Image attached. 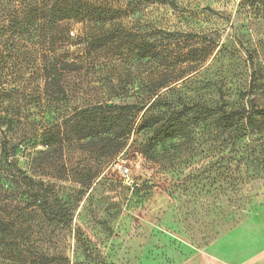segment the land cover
Listing matches in <instances>:
<instances>
[{
  "label": "rangeland",
  "instance_id": "374dc122",
  "mask_svg": "<svg viewBox=\"0 0 264 264\" xmlns=\"http://www.w3.org/2000/svg\"><path fill=\"white\" fill-rule=\"evenodd\" d=\"M18 4L0 0V49L23 95L12 133L19 167L45 185L0 187L11 249L0 244V264L32 251L72 263L84 259L83 245L117 264H199L187 261L242 222L251 250L264 255V178L242 165L228 172L240 163L223 147L222 123L205 112L264 106V0L89 1L103 20L73 24L67 57L77 67L44 104L33 92V47ZM18 23L23 31L7 49ZM145 102L153 104L147 112ZM162 124L181 135L151 143ZM130 126L117 149L118 129ZM34 193L38 205L28 207ZM44 203L67 210L72 223L51 222Z\"/></svg>",
  "mask_w": 264,
  "mask_h": 264
},
{
  "label": "trees",
  "instance_id": "16d2710c",
  "mask_svg": "<svg viewBox=\"0 0 264 264\" xmlns=\"http://www.w3.org/2000/svg\"><path fill=\"white\" fill-rule=\"evenodd\" d=\"M17 1H19L17 8L26 15L24 23L25 31L28 34L27 41L33 47L31 55L33 92L38 94V101L44 104L49 101L44 98V95L48 96L50 88L60 91L65 72L73 71L77 67V63L67 57L74 41L73 24L80 22L90 25V22H100L103 20L104 12L96 5L89 6V1L98 2L100 0ZM16 26L15 30L17 31L11 30L9 31L11 35L8 33L5 35L8 38L4 40L3 45L7 49L13 43L11 38L23 31L20 23ZM12 28L7 26L8 30ZM17 80L13 75V66L9 61V55L5 53V50L0 49V187H4L6 184L9 187H11L10 185L14 187L45 185L43 179L28 175L25 170L19 167L17 159L19 143H16L17 139L12 133L23 119L21 108L23 95L19 91L21 83ZM152 105V103L145 102L143 110L145 108L147 112ZM186 112L188 111L182 110L181 114L185 115ZM205 112L222 123L219 133H228L223 147L232 148L233 157L231 160L240 163L238 168L234 164L230 165L228 172L233 175L242 165L249 177L264 178V106L253 104L250 108L227 109L222 104L221 106L207 107ZM184 125L185 122L181 121L176 127L182 130ZM162 126L164 125L162 124L161 127L154 130L155 136L151 138V143L155 144L161 138H175L176 135H181L176 132V127L162 129ZM130 130L131 126L129 130L122 127L118 129L117 149L126 144ZM43 152H49V148ZM230 178L236 181L235 177ZM4 199H1V202L4 203L6 200ZM31 199V202L27 204L28 207L37 206L39 201L35 193L31 195ZM47 205L48 203H44L42 207L44 214L51 222L65 226L72 223L73 216L67 210L64 208L55 210L49 207L50 209L47 211ZM5 229V227H0V244L6 246L5 249L8 253L11 249L7 248ZM77 241L84 244L81 237H77ZM83 246L85 247L84 259L80 261L70 263L69 258L61 253L50 254L43 251H32L24 254L22 259L14 260L12 264H117L108 261L90 246Z\"/></svg>",
  "mask_w": 264,
  "mask_h": 264
},
{
  "label": "crops",
  "instance_id": "0c3cea01",
  "mask_svg": "<svg viewBox=\"0 0 264 264\" xmlns=\"http://www.w3.org/2000/svg\"><path fill=\"white\" fill-rule=\"evenodd\" d=\"M239 226L198 249L187 262L192 263L199 258V264H264L262 252L253 253L252 242L247 240L249 222H242Z\"/></svg>",
  "mask_w": 264,
  "mask_h": 264
},
{
  "label": "built area",
  "instance_id": "2783aa9c",
  "mask_svg": "<svg viewBox=\"0 0 264 264\" xmlns=\"http://www.w3.org/2000/svg\"><path fill=\"white\" fill-rule=\"evenodd\" d=\"M116 167L121 170L125 183H128L129 185H133L136 183L133 181L128 167H125L123 164L118 163L116 164Z\"/></svg>",
  "mask_w": 264,
  "mask_h": 264
}]
</instances>
